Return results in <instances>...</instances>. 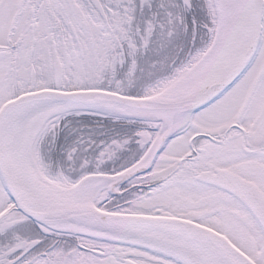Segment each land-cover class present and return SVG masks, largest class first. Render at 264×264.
Here are the masks:
<instances>
[{"label": "snow or ice", "instance_id": "snow-or-ice-1", "mask_svg": "<svg viewBox=\"0 0 264 264\" xmlns=\"http://www.w3.org/2000/svg\"><path fill=\"white\" fill-rule=\"evenodd\" d=\"M0 264H264V0H0Z\"/></svg>", "mask_w": 264, "mask_h": 264}]
</instances>
